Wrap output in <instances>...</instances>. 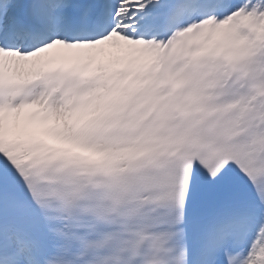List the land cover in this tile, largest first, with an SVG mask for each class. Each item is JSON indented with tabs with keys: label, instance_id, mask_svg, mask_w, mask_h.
Returning a JSON list of instances; mask_svg holds the SVG:
<instances>
[{
	"label": "snow or ice",
	"instance_id": "1",
	"mask_svg": "<svg viewBox=\"0 0 264 264\" xmlns=\"http://www.w3.org/2000/svg\"><path fill=\"white\" fill-rule=\"evenodd\" d=\"M0 264H264V0H0Z\"/></svg>",
	"mask_w": 264,
	"mask_h": 264
}]
</instances>
